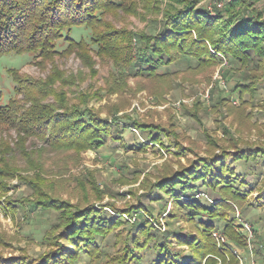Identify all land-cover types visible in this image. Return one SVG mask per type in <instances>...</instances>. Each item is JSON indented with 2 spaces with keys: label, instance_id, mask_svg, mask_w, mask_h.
I'll list each match as a JSON object with an SVG mask.
<instances>
[{
  "label": "rangeland",
  "instance_id": "1",
  "mask_svg": "<svg viewBox=\"0 0 264 264\" xmlns=\"http://www.w3.org/2000/svg\"><path fill=\"white\" fill-rule=\"evenodd\" d=\"M135 2L136 11H110L104 19L116 29L155 33V20L161 18L170 0L155 1L153 9L147 8L146 0ZM228 2L201 0L196 6L223 10ZM246 2L264 17V0ZM90 37L91 29L85 25L65 29L55 42L56 54L48 61H41L38 52L0 54L2 104L22 97L10 74V70H18L42 81L50 78L52 88L62 92L68 103L90 108L117 123L118 128H124L115 131L113 139L88 149H52L29 137L25 145L38 150L34 158L40 166L36 170L40 179L35 178V170L28 169L25 155L12 152V164L19 167L18 174L26 179L14 174L3 179L5 187L0 188V258L34 264L54 248H62L65 242L59 236L64 231L65 214L75 207L93 206L106 219L120 218V222L96 237L97 249L89 256L81 252L74 264H118L124 249L132 246L139 229L135 223L139 214L157 232L169 229L196 235L202 231L200 223L181 219L174 197L164 190L157 192L156 183L165 174L189 166L199 157L212 154L221 163L225 152L229 155L224 161L243 182L240 193L245 200L240 204L230 202L233 211L229 216L234 230L243 233L245 244L238 246L232 242L223 231L224 222L213 219L216 228L211 230V236L224 253V259L217 257L216 264H245L244 255L248 264H264V77L253 82V91L245 90L241 95L232 91L235 82L249 83L260 75L258 69L232 66L223 59L215 66L190 72L182 71L185 63L181 62L168 67L174 74L165 81L129 76L118 85L114 82H119V75L112 58L95 54L96 46ZM69 39L85 41V49L66 50ZM135 51L133 45L132 53ZM166 70L161 67L157 72ZM53 97L44 101H54ZM131 119L153 123L170 134L161 136L162 144L153 143L131 126ZM16 140L13 129H0V144L7 142L14 148ZM144 145L147 147L143 149ZM236 151L245 157L234 161ZM198 191L196 199L203 197L213 202L219 198L216 192L205 188L199 187ZM47 199L57 201V206L42 210L32 204ZM244 224L250 227V233ZM215 233L224 241L218 240ZM137 236L140 242L144 240L139 233ZM168 241L175 250L189 254L187 244L178 243L172 235ZM132 248L140 260L129 258V264H154L155 255L150 247ZM229 252L238 257L235 263L229 260Z\"/></svg>",
  "mask_w": 264,
  "mask_h": 264
},
{
  "label": "trees",
  "instance_id": "2",
  "mask_svg": "<svg viewBox=\"0 0 264 264\" xmlns=\"http://www.w3.org/2000/svg\"><path fill=\"white\" fill-rule=\"evenodd\" d=\"M155 1L157 0H146L149 4L147 8L153 9ZM200 1L170 0L161 18L155 20L157 30L153 33L116 29L104 19V15L110 11H136L135 0H0V54L11 51L38 52L41 61H48L56 54L55 42L62 37L65 29L85 25L91 29L90 42L96 46L95 54L101 58H112L119 75V82H114L118 85H122L129 76L165 81L174 74V71L168 69L171 64L183 62L185 66L182 71L191 72L215 66L226 59L232 66L258 69L260 75H255L249 83L235 82L232 88L233 92L237 91L239 94L245 90L253 91V82L264 77L262 13L251 8L252 4H248L246 0H229L223 10L216 7L213 10L199 9L196 5ZM68 42L66 50L74 47L78 51L85 49L83 40L69 39ZM132 44L136 49L134 53ZM83 57L90 58L88 55ZM161 67L167 70L158 73L157 69ZM10 74L16 85L15 89L22 97L12 98L6 104L0 101V129H13L17 134L14 148L7 142L1 141L0 144V188L4 186L3 179L14 174L22 180L26 179L18 174L19 167L12 164V152L25 155L28 169L35 170V178L40 179V175L36 173L40 166L34 158V153L38 150H30L25 145L29 137L52 149H88L99 146L103 140L113 139L115 131L124 129L118 128L117 123L100 117L90 108L68 103L62 92H56L52 88L50 78L42 81L28 77L18 70H10ZM51 95L54 96V101H44ZM130 124L145 133V137L153 143L162 144L161 136L170 134L168 130L153 123L146 124L131 119ZM146 147L147 145L142 146L143 149ZM228 155L223 152L221 163L212 154L199 157L189 166L165 174L156 183L157 192L164 190L174 197L181 219H187L191 224L198 221L201 232L196 235L169 229L157 232L139 214L135 222L139 226L137 234L144 240L140 242L141 238L135 234L132 246L124 249L123 255L118 258V264H126V261L129 264V258H138L132 247H150L155 255L154 264H216V258L224 259V253L211 236V230L216 228L213 219L224 222V233L236 245L243 246L244 235L234 230L233 219L229 216L233 211L230 202L240 204L245 200L240 193L243 182L238 180L232 167L224 161ZM244 157L245 154L236 151L233 160L238 161ZM199 187L216 192L219 200L214 198L213 202H207L203 197L196 199L194 195L199 193ZM39 201L32 204L42 210L55 208L58 204L51 199ZM126 212L130 214L129 210ZM65 216L64 231L59 236L65 245L54 248L34 264H74L81 252L89 256L93 249H97L96 237L106 234L120 222V218L106 219L102 211L93 206L75 207ZM170 234L178 243L187 244L189 254H183L168 244ZM227 255H230L232 263L236 262L232 253ZM0 264L27 262L17 263L13 259L0 258Z\"/></svg>",
  "mask_w": 264,
  "mask_h": 264
},
{
  "label": "built area",
  "instance_id": "3",
  "mask_svg": "<svg viewBox=\"0 0 264 264\" xmlns=\"http://www.w3.org/2000/svg\"><path fill=\"white\" fill-rule=\"evenodd\" d=\"M243 226H244V229H245L247 232H249V233L251 232V231H250V227H249L247 224H244ZM214 235L216 236V238H217L218 240L224 241V239H223V237H222L221 235H218V234H216V233H215Z\"/></svg>",
  "mask_w": 264,
  "mask_h": 264
},
{
  "label": "crops",
  "instance_id": "4",
  "mask_svg": "<svg viewBox=\"0 0 264 264\" xmlns=\"http://www.w3.org/2000/svg\"><path fill=\"white\" fill-rule=\"evenodd\" d=\"M240 250L242 251V250H244V249L241 247ZM245 254H247V253H245ZM235 258L237 259L238 257L235 256ZM245 258H246V256L244 255V256H243V259L245 260V264H248V262H247V260H246Z\"/></svg>",
  "mask_w": 264,
  "mask_h": 264
}]
</instances>
